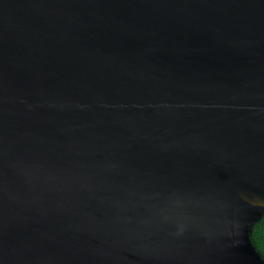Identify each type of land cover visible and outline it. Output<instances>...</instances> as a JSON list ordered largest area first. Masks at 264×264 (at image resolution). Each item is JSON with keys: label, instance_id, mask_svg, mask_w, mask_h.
<instances>
[{"label": "water", "instance_id": "95a60500", "mask_svg": "<svg viewBox=\"0 0 264 264\" xmlns=\"http://www.w3.org/2000/svg\"><path fill=\"white\" fill-rule=\"evenodd\" d=\"M226 181L264 195V0H0V264H261Z\"/></svg>", "mask_w": 264, "mask_h": 264}, {"label": "bare ground", "instance_id": "6f19581e", "mask_svg": "<svg viewBox=\"0 0 264 264\" xmlns=\"http://www.w3.org/2000/svg\"><path fill=\"white\" fill-rule=\"evenodd\" d=\"M227 185L231 187V193H224L220 195V200L224 205H228L232 200H239L245 203L249 207L264 209V195L257 193L255 190L240 186L233 181H226ZM242 229L245 233L250 230V226L242 222ZM261 264H264V260L260 258Z\"/></svg>", "mask_w": 264, "mask_h": 264}, {"label": "trees", "instance_id": "16d2710c", "mask_svg": "<svg viewBox=\"0 0 264 264\" xmlns=\"http://www.w3.org/2000/svg\"><path fill=\"white\" fill-rule=\"evenodd\" d=\"M251 240L257 252L264 258V216L254 226L251 234Z\"/></svg>", "mask_w": 264, "mask_h": 264}]
</instances>
